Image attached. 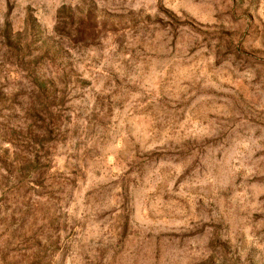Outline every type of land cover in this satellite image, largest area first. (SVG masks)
I'll return each instance as SVG.
<instances>
[{
	"label": "rangeland",
	"instance_id": "374dc122",
	"mask_svg": "<svg viewBox=\"0 0 264 264\" xmlns=\"http://www.w3.org/2000/svg\"><path fill=\"white\" fill-rule=\"evenodd\" d=\"M0 264H264V0H0Z\"/></svg>",
	"mask_w": 264,
	"mask_h": 264
}]
</instances>
